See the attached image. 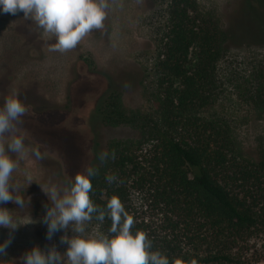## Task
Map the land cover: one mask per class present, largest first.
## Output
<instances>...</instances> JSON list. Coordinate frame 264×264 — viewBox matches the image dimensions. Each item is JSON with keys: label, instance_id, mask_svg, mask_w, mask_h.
<instances>
[{"label": "trees", "instance_id": "obj_1", "mask_svg": "<svg viewBox=\"0 0 264 264\" xmlns=\"http://www.w3.org/2000/svg\"><path fill=\"white\" fill-rule=\"evenodd\" d=\"M157 14V15H155ZM148 109L128 112L111 89L93 119L129 126L137 137L110 140L116 158L91 180L90 199L103 207L119 197L153 250L183 264H264V136L246 153L223 114L225 98L264 122V60L244 76H222L226 36L197 0H166L156 11ZM116 174L109 185L105 175ZM98 225L107 234V217ZM0 264H12L0 256Z\"/></svg>", "mask_w": 264, "mask_h": 264}, {"label": "rangeland", "instance_id": "obj_2", "mask_svg": "<svg viewBox=\"0 0 264 264\" xmlns=\"http://www.w3.org/2000/svg\"><path fill=\"white\" fill-rule=\"evenodd\" d=\"M165 1L108 0L103 28L92 30L64 53L49 51L54 37L44 34L22 11L0 12V105L12 89L18 91L27 110L17 133L24 135L29 149L22 156L12 154L18 161L12 181L25 206L20 208L13 201L0 205L13 211L21 223L14 231L0 227V242L12 237L4 254L12 264H21L23 254L34 245L45 250L55 245L63 253L67 244L61 243V237L75 235L71 229H62L46 238L42 219L51 205L42 189L46 192L50 184L67 186L78 172L98 163V153L106 150L110 140L137 137L129 126L101 125L93 112L111 89L120 93L128 112L147 111L154 14L162 12ZM197 2L202 11L216 17L226 36L222 76H244L254 61L264 60V0ZM222 110L243 150L254 154L257 137L264 136V122L233 98H225ZM35 145L42 153L39 160L30 151ZM96 231L101 232L97 224H85V235Z\"/></svg>", "mask_w": 264, "mask_h": 264}, {"label": "clouds", "instance_id": "obj_3", "mask_svg": "<svg viewBox=\"0 0 264 264\" xmlns=\"http://www.w3.org/2000/svg\"><path fill=\"white\" fill-rule=\"evenodd\" d=\"M108 9V0H0V12L15 14L22 11L24 17L33 21L44 34L54 37L49 51L59 53L74 49L92 30L103 28ZM124 86L128 87L127 84ZM26 110L16 89H12L0 105V205L13 201L20 208L25 206L11 174L18 163L12 154L22 156L29 151L24 135L17 133ZM30 151L37 160L42 158L39 145L31 147ZM115 158L114 149L97 155L100 166ZM98 174L99 166L90 165L63 188L50 184L46 192L42 189L51 205L46 206L42 219L47 227L46 238L50 240L62 229H71L75 235L68 239L61 237V243L67 244L63 253L55 245L46 250L34 245L23 254L21 264H183L179 259L170 262L166 254L153 250L144 231H132L134 218L118 196L112 195L103 207L90 199L91 180ZM26 176L30 183V174ZM105 182L111 185L120 181L116 174H110L105 175ZM106 217L111 221L107 234L96 231L85 235L87 222L93 218L103 222ZM19 224L13 211L0 206V227L14 231ZM11 239L9 235L0 242V256L5 254ZM190 264L196 262L193 260Z\"/></svg>", "mask_w": 264, "mask_h": 264}]
</instances>
